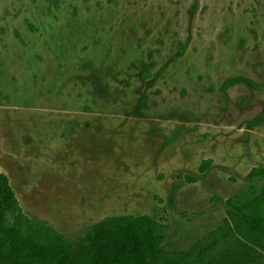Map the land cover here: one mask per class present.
Listing matches in <instances>:
<instances>
[{"label": "rangeland", "instance_id": "rangeland-1", "mask_svg": "<svg viewBox=\"0 0 264 264\" xmlns=\"http://www.w3.org/2000/svg\"><path fill=\"white\" fill-rule=\"evenodd\" d=\"M0 152L23 210L69 236L157 212L187 245L264 162V0H0Z\"/></svg>", "mask_w": 264, "mask_h": 264}, {"label": "trees", "instance_id": "trees-1", "mask_svg": "<svg viewBox=\"0 0 264 264\" xmlns=\"http://www.w3.org/2000/svg\"><path fill=\"white\" fill-rule=\"evenodd\" d=\"M212 162L202 160L199 171ZM168 229L166 213H115L69 236L25 212L0 171V264H264V164L225 198L220 223L179 247L165 241Z\"/></svg>", "mask_w": 264, "mask_h": 264}, {"label": "flooded vegetation", "instance_id": "flooded-vegetation-1", "mask_svg": "<svg viewBox=\"0 0 264 264\" xmlns=\"http://www.w3.org/2000/svg\"><path fill=\"white\" fill-rule=\"evenodd\" d=\"M256 129H257V127L256 126H253V125H248V126H246V128H245V132H243V134H242V127H237V128H233L232 130H229V131H226L225 132V134H226V136H227V139L228 140H225V145L224 146H222L221 144H224V142H219L220 140L218 139H215V137H212V144H210L209 145V148H208V150H207V152L206 153H204V155L203 156H201V158L199 159L200 160V162H199V164H198V167H199V165H200V163H201V161L202 160H204V159H206V158H211V159H213V162L211 163V165H209V167H208V169L209 168H213V167H215V159H216V156H217V153H219L220 152V148L219 147H221L222 149L221 150H223V152H224V154H226L227 155V153L230 151V147L229 146H231L232 147V145L231 144H233L234 142H236V143H239L240 145H243L244 147L246 146V144H249L251 141V139L253 138H256L257 137V134H256ZM260 129H258V131H259ZM242 134V135H241ZM218 144V145H217ZM219 146V147H218ZM233 149V147L231 148V150ZM13 151H11V153H12ZM0 154H1V156H0V163L1 164H5V162L6 163H8V164H10V162H8V161H10V160H6L5 159V156L6 155H3L1 152H0ZM216 155V156H215ZM218 157V156H217ZM218 159H219V157H218ZM259 164H264V162H261V163H259V162H256V163H251V166H250V168H248V170L244 173V176H243V178H246V174H247V172L253 167V166H255V165H259ZM198 171H199V169H198ZM3 172V171H2ZM203 172H205V171H203ZM203 172H201V173H203ZM5 173V172H4ZM241 177H242V175L241 174H239ZM230 176H234V177H236L237 175H228V177H230ZM234 177H232V178H234ZM231 178V177H230ZM229 196V195H228ZM227 196V197H228Z\"/></svg>", "mask_w": 264, "mask_h": 264}]
</instances>
